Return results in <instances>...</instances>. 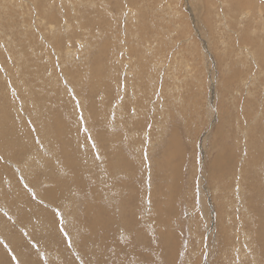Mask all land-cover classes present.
<instances>
[{
	"label": "rangeland",
	"instance_id": "obj_1",
	"mask_svg": "<svg viewBox=\"0 0 264 264\" xmlns=\"http://www.w3.org/2000/svg\"><path fill=\"white\" fill-rule=\"evenodd\" d=\"M47 263L264 264L263 0H0V264Z\"/></svg>",
	"mask_w": 264,
	"mask_h": 264
},
{
	"label": "bare ground",
	"instance_id": "obj_2",
	"mask_svg": "<svg viewBox=\"0 0 264 264\" xmlns=\"http://www.w3.org/2000/svg\"><path fill=\"white\" fill-rule=\"evenodd\" d=\"M245 6V5H244ZM247 8V7H246ZM232 9V8H231ZM232 11V10H231ZM225 12V11H224ZM66 27V26H65ZM256 48V47H255ZM243 51H245V50H243ZM249 51H250V49H249ZM71 53V52H70ZM252 53V52H251ZM87 54V53H86ZM80 59V58H79ZM98 60V59H97ZM112 61V60H111ZM87 62V61H86ZM115 63V62H114ZM120 63V62H119ZM85 64V63H84ZM151 73V72H150ZM140 92V91H139ZM75 93V92H74ZM135 97V96H134ZM10 99V98H9ZM13 100V99H12ZM139 101V100H138ZM209 106V105H208ZM154 111V110H153ZM113 113V112H112ZM171 121V120H170ZM115 123V122H114ZM236 188V187H235ZM239 193H240V191H239ZM68 205V204H67ZM5 210V209H4ZM3 211V210H2ZM65 211V210H64ZM63 212V211H62ZM66 213V212H65ZM65 220H66V218H65ZM66 223V222H65ZM122 227V226H121ZM99 230V229H98ZM136 240V239H135ZM123 243V242H122ZM8 249V248H7ZM239 250V249H238ZM51 257V256H50ZM135 259V258H134ZM48 264V263H47ZM93 264V263H92Z\"/></svg>",
	"mask_w": 264,
	"mask_h": 264
},
{
	"label": "water",
	"instance_id": "obj_3",
	"mask_svg": "<svg viewBox=\"0 0 264 264\" xmlns=\"http://www.w3.org/2000/svg\"><path fill=\"white\" fill-rule=\"evenodd\" d=\"M264 1V0H263Z\"/></svg>",
	"mask_w": 264,
	"mask_h": 264
}]
</instances>
